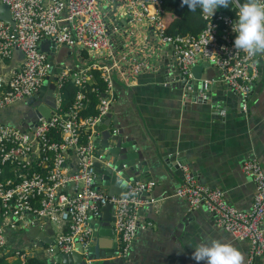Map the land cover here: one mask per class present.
<instances>
[{"label":"built area","instance_id":"obj_1","mask_svg":"<svg viewBox=\"0 0 264 264\" xmlns=\"http://www.w3.org/2000/svg\"><path fill=\"white\" fill-rule=\"evenodd\" d=\"M101 1L0 0V6H8L14 24L0 20V60H10L15 50L23 57L6 80L0 111L39 95L45 83L52 82L59 89L49 118L37 116L36 121L26 120L22 126L14 127L4 124L0 114V264L8 259L24 264L32 257L47 261L54 256V246L38 247V251L14 244L19 242L20 233L35 224H51L60 229L54 241L60 254L77 252L85 264H93L91 219L97 220L108 204L114 208L121 256L131 253L138 232L147 229L149 224L141 219L139 211L150 204L142 197L148 191V184L128 183L123 193L113 196L95 186V163L100 154L93 142V129L109 110L115 79L128 84L132 75L153 69L141 57H138L140 61H130L133 51L138 49L134 45L124 56L115 53L111 36L114 39L129 36L126 26L136 27V23L150 26L159 43L169 47L185 79H193L191 69L198 64H213L230 92L242 95V110L247 111V97L260 75L256 63L258 54L248 56L234 48L232 24L236 19L222 13L205 14L206 26L198 35L172 37L166 34V12L158 0H123L115 21L129 15L131 23L122 28L110 20L109 31L103 18L112 12L100 7ZM233 2L238 9V0ZM258 2L264 3V0ZM47 39L52 40L56 49H69L81 65L68 68L58 64L65 68L53 73L54 66L40 48ZM95 70L101 73L107 88L100 96L99 115L82 119L79 114L88 107L89 94L98 92L91 87ZM68 82L74 83L78 91L72 107L65 110L62 88ZM24 105L31 114L43 104ZM182 170L183 179L175 196L185 199L191 210L205 206L218 228L247 244L246 264H259L264 257V169L261 164L249 159L242 165L244 175L255 186L248 212L230 205L221 190L200 184L188 167L183 166Z\"/></svg>","mask_w":264,"mask_h":264},{"label":"crops","instance_id":"obj_2","mask_svg":"<svg viewBox=\"0 0 264 264\" xmlns=\"http://www.w3.org/2000/svg\"><path fill=\"white\" fill-rule=\"evenodd\" d=\"M99 3L101 8H108L113 13L123 5V0H102ZM166 20H171L168 14ZM150 28L140 23H136V27L126 26L124 29L129 36L113 41L115 53L124 56L134 45L138 49L133 51L130 61H140L138 57L145 60L148 55L144 49L145 42L150 40L147 46H152L159 41ZM22 60L18 50L10 60H0V98L6 92V80L11 70ZM53 60L55 65L68 68L81 65L65 47L57 49ZM256 63L260 74L256 81L262 84V90L246 112L242 110L239 97L225 88L207 94V103L186 104L182 91L164 83L163 71L143 70L132 75L128 84L116 77L111 102L113 114L123 130H129L133 125L138 129L135 141L139 149L136 152L143 156L142 162L147 165L151 178L146 182L149 185L147 193L150 194L146 199L150 204L139 211L141 219L149 225L138 232L124 264H205L204 261H195L192 252L199 243L212 240L237 248L242 253L243 264H246V243L235 240L218 228L205 206L191 210L185 199L175 196L183 179L182 167L176 170V165L181 160L200 184L221 190L226 201L239 211H250L255 186L244 175L242 165L246 160L255 159L264 169V52L258 54ZM149 64L153 68V64ZM202 76L211 79L207 81L211 83L220 78L215 67L204 68ZM27 102L28 99L2 109V122L19 127L20 122L24 124L26 120H33L24 105ZM36 104L44 103L38 98ZM47 226H40L42 232L34 229V234L29 233L34 227H29L19 234V244H14L38 251V247H52L46 244V240L55 241L60 229L52 226V232ZM101 229L105 231L107 228ZM100 240L103 256L105 249L113 247L114 242L119 244L117 234L114 240ZM42 241L45 244L41 247ZM4 263L21 264L16 259L1 262ZM259 264H264V257Z\"/></svg>","mask_w":264,"mask_h":264},{"label":"water","instance_id":"obj_3","mask_svg":"<svg viewBox=\"0 0 264 264\" xmlns=\"http://www.w3.org/2000/svg\"><path fill=\"white\" fill-rule=\"evenodd\" d=\"M118 11L119 9L117 8L116 10H113L112 14L103 18L109 31L112 29L110 20L115 21ZM122 17L123 18L121 20L117 22L115 21V24L124 28L127 24L131 23L132 17L129 15ZM0 20L12 26L14 25L9 8L5 4L0 6ZM150 32H154L152 28H150ZM111 39L113 41L116 40L113 36H111ZM149 42L150 40L146 41L144 44L145 52L148 53L145 61L153 64V70L157 73H161V71H163L164 83L172 88L182 91L183 100L186 104L189 102L207 103V94H212L214 91L216 92L217 89L225 88L226 90H229L219 77L214 79V83H211L207 82L212 81L211 79L204 78L202 76L204 68L215 67L210 62H202L193 67L191 69L193 79L188 80L181 75L179 69L177 68L175 58L172 57L171 52L169 51V47L159 44V41L154 43L152 46H147ZM47 46L50 48H46ZM40 48L43 52L47 53L51 65L54 66L53 73H59L60 70L65 68L55 65L53 56L56 54L57 49L52 40H45L40 44ZM163 50H166V53L163 52ZM55 79V77L52 78V81H55ZM258 82L259 81L253 83V90L247 97V106H250L254 101H256L261 93L262 84H259ZM58 93L59 89L52 82L50 84L45 83V85L40 89L39 95L29 98L27 102L28 104H36V100L40 98V101H43L44 104L38 106L36 110L33 109V112H31L28 116L34 118V121H36L37 116L49 118L52 114L51 109L53 110L56 104L54 95ZM237 96L242 101V95L237 94ZM19 125L22 126L21 122ZM93 130L94 145L101 151L99 152V159L95 163V186L97 188L102 189L108 194V196H113L123 193L128 183H146L151 181L149 176L150 173H148L146 169L147 165L143 164L144 161L142 162L143 156H140L141 154L136 152L139 149L138 143L135 141L139 133L138 129H136L133 125L129 130H123L119 125L117 118L113 114V104L109 105L108 112L99 120ZM184 165L185 164L180 160L176 165V170L180 169ZM139 172L140 174H138ZM149 195L150 194L147 192H144L142 197L144 200H147L146 197ZM113 209V206L108 204L102 209L101 215L97 220H94L93 218L91 219V224L94 229L90 247L93 264H124L127 261L128 257H123L119 254V244H117V242L113 243V247L105 249V256L102 254V250L104 248L101 246L100 239L107 238L114 240V236L116 235L115 222L112 217ZM47 225L48 226L46 228L53 232L52 225ZM40 226L41 224L33 225L34 228L31 229L32 231L29 230V233L31 232L30 234H34V229H40L41 231ZM101 227H105L107 229L104 231ZM44 244L45 243L43 241L40 242L41 247ZM46 244L54 246V256L47 260L48 264H85L81 254L77 252L71 254H60L54 241L50 239L46 240ZM77 248L78 250L80 249V244L77 245Z\"/></svg>","mask_w":264,"mask_h":264},{"label":"clouds","instance_id":"obj_4","mask_svg":"<svg viewBox=\"0 0 264 264\" xmlns=\"http://www.w3.org/2000/svg\"><path fill=\"white\" fill-rule=\"evenodd\" d=\"M190 12L197 9L202 14L214 15L218 8H229L230 0H180ZM232 24L235 33L233 46L248 56L264 52V3L258 0H244L235 12ZM195 261L205 264H243L242 253L229 243L212 240L199 243L192 252Z\"/></svg>","mask_w":264,"mask_h":264},{"label":"trees","instance_id":"obj_5","mask_svg":"<svg viewBox=\"0 0 264 264\" xmlns=\"http://www.w3.org/2000/svg\"><path fill=\"white\" fill-rule=\"evenodd\" d=\"M159 6L168 14L171 20H166V34L174 37L176 34L179 36L186 35H198L206 26L205 14H202L199 9L195 12H190L187 5L182 6L180 0H158ZM241 4L244 0H238ZM237 8L233 0H230L229 8H218L215 10L214 15L219 13L225 14L233 19H236L235 12ZM207 15V14H206ZM211 16V15H209ZM96 88L98 92L90 93V103L88 107L81 111L79 117L94 118L99 115L98 106L100 103V96L106 91V83L101 77V73L97 70L93 71L92 86ZM78 88L72 82H68L62 88V94L64 96L63 104L64 109L72 107L75 102ZM24 264H48L47 261L40 257H32L25 261Z\"/></svg>","mask_w":264,"mask_h":264},{"label":"rangeland","instance_id":"obj_6","mask_svg":"<svg viewBox=\"0 0 264 264\" xmlns=\"http://www.w3.org/2000/svg\"><path fill=\"white\" fill-rule=\"evenodd\" d=\"M17 262V261H16ZM4 264H7V263H4ZM14 264H16V263H14Z\"/></svg>","mask_w":264,"mask_h":264}]
</instances>
